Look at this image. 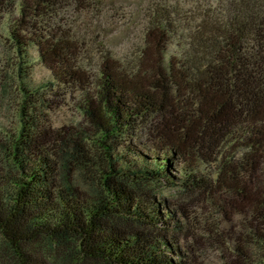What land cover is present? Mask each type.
Returning <instances> with one entry per match:
<instances>
[{
    "label": "trees",
    "instance_id": "1",
    "mask_svg": "<svg viewBox=\"0 0 264 264\" xmlns=\"http://www.w3.org/2000/svg\"><path fill=\"white\" fill-rule=\"evenodd\" d=\"M133 1L124 60L88 54L71 24L103 0H0L5 84L22 96L19 126L0 131V264H201L209 249L264 264V0ZM60 92L78 93L80 120L47 119Z\"/></svg>",
    "mask_w": 264,
    "mask_h": 264
},
{
    "label": "rangeland",
    "instance_id": "2",
    "mask_svg": "<svg viewBox=\"0 0 264 264\" xmlns=\"http://www.w3.org/2000/svg\"><path fill=\"white\" fill-rule=\"evenodd\" d=\"M103 1L108 8V12H105V5L99 13L87 10L83 13L81 12V15L79 14L71 17V24L75 25V31L81 37V40L88 43L93 49L91 50L89 48V51H93L94 53L92 54L89 52L88 54L93 56L104 47V49L111 50L115 58L124 60L128 59L135 51V46L137 45L136 38L140 34V27L135 20V14L132 15L135 11L136 4L133 0ZM8 49V43L0 47V131L7 129L13 130L19 126V109L22 101V96L17 91L18 79L16 83L9 80L7 87L5 84L8 80V78H6V74L9 75L10 72L13 73L15 63L10 62ZM33 56H35L34 52ZM31 63V69L29 71L27 82L28 84L30 83L33 88H40L47 81L49 72L43 68L40 62H37V59L33 58ZM59 94L63 95L61 97L62 99L58 100L62 103L63 107L62 109L57 110L54 104H49L50 109L46 112V116L48 117L47 119H50L56 125L70 119L76 118L77 120H80L79 114L75 109V103L78 102L79 98L78 93L72 94L70 96L71 98H69V96H66L65 98L64 93L60 92ZM133 143L139 142L135 141ZM201 168L209 173L213 167L202 166ZM156 189L159 199L168 198L172 200L177 191L176 187L166 184H161L160 187H156ZM197 211L198 210H195V212ZM198 215L195 213V220L200 223V226L206 227L202 224L203 219L200 220L199 217L201 216ZM243 224L246 225L245 222H243ZM232 225L238 227L241 225V220L234 221ZM226 226H228L226 223L222 224L221 228L218 229L220 231L216 233L215 238L219 241L225 240V235L228 231V229L225 228ZM196 232L200 236V241L204 245H208L207 237H205L206 233L198 230V228ZM240 234L243 233L240 232L239 229L236 232V235ZM38 243L40 244V247L36 252L40 253V256L47 257L48 255L46 254V251L48 248L47 245H45V241H39L35 243L34 246L38 247ZM217 258L218 254L209 249L206 254H201L198 259L201 264H217Z\"/></svg>",
    "mask_w": 264,
    "mask_h": 264
}]
</instances>
